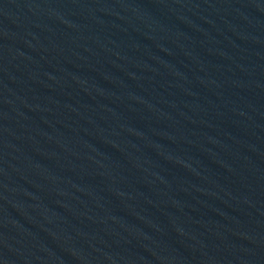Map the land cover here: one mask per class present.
<instances>
[{"label": "water", "instance_id": "obj_1", "mask_svg": "<svg viewBox=\"0 0 264 264\" xmlns=\"http://www.w3.org/2000/svg\"><path fill=\"white\" fill-rule=\"evenodd\" d=\"M0 264H264V0H0Z\"/></svg>", "mask_w": 264, "mask_h": 264}]
</instances>
